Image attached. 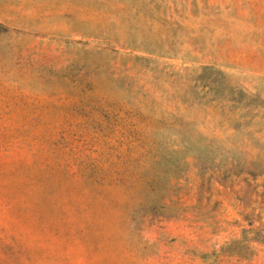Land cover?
Masks as SVG:
<instances>
[{
  "label": "rangeland",
  "instance_id": "374dc122",
  "mask_svg": "<svg viewBox=\"0 0 264 264\" xmlns=\"http://www.w3.org/2000/svg\"><path fill=\"white\" fill-rule=\"evenodd\" d=\"M0 264H264V0H0Z\"/></svg>",
  "mask_w": 264,
  "mask_h": 264
}]
</instances>
